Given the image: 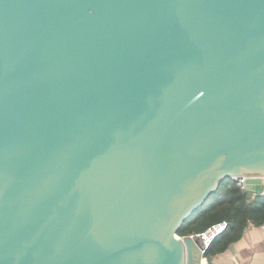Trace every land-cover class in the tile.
I'll return each mask as SVG.
<instances>
[{
  "label": "water",
  "instance_id": "water-1",
  "mask_svg": "<svg viewBox=\"0 0 264 264\" xmlns=\"http://www.w3.org/2000/svg\"><path fill=\"white\" fill-rule=\"evenodd\" d=\"M228 178L264 194V0H0V264H203Z\"/></svg>",
  "mask_w": 264,
  "mask_h": 264
},
{
  "label": "trees",
  "instance_id": "trees-1",
  "mask_svg": "<svg viewBox=\"0 0 264 264\" xmlns=\"http://www.w3.org/2000/svg\"><path fill=\"white\" fill-rule=\"evenodd\" d=\"M222 220H226L229 226L213 240L206 251L208 257L225 250L242 235L250 222L258 225L264 223V194L249 197L238 181L228 178L183 223L178 233L196 234Z\"/></svg>",
  "mask_w": 264,
  "mask_h": 264
},
{
  "label": "crops",
  "instance_id": "crops-1",
  "mask_svg": "<svg viewBox=\"0 0 264 264\" xmlns=\"http://www.w3.org/2000/svg\"><path fill=\"white\" fill-rule=\"evenodd\" d=\"M203 264H264V226L250 222L225 250L205 255Z\"/></svg>",
  "mask_w": 264,
  "mask_h": 264
},
{
  "label": "built area",
  "instance_id": "built-area-1",
  "mask_svg": "<svg viewBox=\"0 0 264 264\" xmlns=\"http://www.w3.org/2000/svg\"><path fill=\"white\" fill-rule=\"evenodd\" d=\"M241 188H244V185L242 183H240ZM262 226H264V223L261 224ZM229 224L226 220H222L219 222H216L210 226H208L205 230L196 233V234H190L191 237L196 238L199 237L200 238V242H201V248H202V252L206 255V251L209 248V246L211 245V243L213 242V240L219 236L220 234H222L223 232L226 231V229L228 228ZM183 236V235H181Z\"/></svg>",
  "mask_w": 264,
  "mask_h": 264
}]
</instances>
